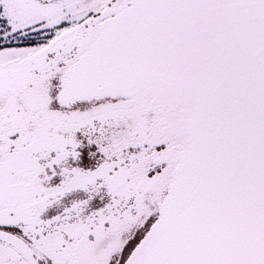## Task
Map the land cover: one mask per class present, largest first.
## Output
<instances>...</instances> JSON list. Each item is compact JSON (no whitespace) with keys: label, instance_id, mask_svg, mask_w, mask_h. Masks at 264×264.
Instances as JSON below:
<instances>
[{"label":"snow or ice","instance_id":"obj_1","mask_svg":"<svg viewBox=\"0 0 264 264\" xmlns=\"http://www.w3.org/2000/svg\"><path fill=\"white\" fill-rule=\"evenodd\" d=\"M0 264H264V0H0Z\"/></svg>","mask_w":264,"mask_h":264}]
</instances>
